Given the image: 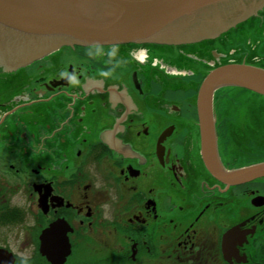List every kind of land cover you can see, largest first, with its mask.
Masks as SVG:
<instances>
[{
  "label": "flooded vegetation",
  "instance_id": "1",
  "mask_svg": "<svg viewBox=\"0 0 264 264\" xmlns=\"http://www.w3.org/2000/svg\"><path fill=\"white\" fill-rule=\"evenodd\" d=\"M241 23L193 43H61L33 58L28 38L0 32V249L14 264H51L46 243L68 248L65 262L264 264V177L212 174L202 130L210 160L236 169L264 161V115L232 86L197 105L211 69L234 54L253 65L264 34L249 51L228 37L247 44L264 8L243 35Z\"/></svg>",
  "mask_w": 264,
  "mask_h": 264
},
{
  "label": "water",
  "instance_id": "2",
  "mask_svg": "<svg viewBox=\"0 0 264 264\" xmlns=\"http://www.w3.org/2000/svg\"><path fill=\"white\" fill-rule=\"evenodd\" d=\"M263 5L264 0H0V32L28 38L35 49L30 58L61 43L178 45L215 37L255 15ZM227 86L264 96V68L244 63L214 67L198 87L199 110L217 89ZM202 130L204 158L212 174L229 184L264 177V161L231 170L215 165L207 153L204 122ZM58 246L40 247L51 264H63L69 254L68 248ZM0 264H14L4 249H0Z\"/></svg>",
  "mask_w": 264,
  "mask_h": 264
},
{
  "label": "rangeland",
  "instance_id": "3",
  "mask_svg": "<svg viewBox=\"0 0 264 264\" xmlns=\"http://www.w3.org/2000/svg\"><path fill=\"white\" fill-rule=\"evenodd\" d=\"M263 8H264V5L262 6V7H260L258 10H256V14L255 15H252V16H250V17H248V18H246L244 21H242V23L243 22H246L247 20H249V18L251 19V17H256V16H258L259 15V13L260 12H262L263 11ZM232 28H235V25L232 27ZM240 28H241V26H240ZM230 29V28H229ZM229 29L228 30H226V31H223V32H221V33H219V35H226V32H228L229 31ZM244 32H246L245 31V29H242L241 28V30H240V33L243 35L244 34ZM251 34H253L255 37H257L258 36V38H260L263 34H264V26H262V29H252L248 34H247V38H248V42H247V44H245V42H241V39H239V40H237V37L235 36L236 34H227V35H230L228 38L229 39H231V42L229 43V46H231L232 44V46L231 47H233V48H238V46H240V47H243V49H240V51H245V50H250V48L251 47H253V48H255V46L254 45H256V43L257 42H255V40H254V42H253V40H251V38H250V35ZM218 35V36H219ZM250 38V39H249ZM251 40V41H250ZM174 45V44H173ZM179 45V44H178ZM229 50V49H228ZM255 50H253L252 52H254ZM38 55V54H37ZM36 55V56H37ZM253 55H255V56H253V57H251L252 59H251V61H253V62H250V63H252L253 65L252 66H256V67H260V68H264V42L262 41V43L260 44V46L258 45H256V52H254L253 53ZM35 57V56H34ZM242 54H239V56L238 55H236V54H234L233 56H231L230 58H232V61H235V60H242ZM33 58V57H32ZM245 64V63H244ZM257 99V101H259V100H261V101H263L264 102V97H259V96H256V95H254V99ZM256 110V109H255ZM256 111H258V110H256ZM262 111V110H261ZM259 113H262L263 115H264V112L262 111V112H260V111H258ZM259 162H261V161H259ZM256 163H258V162H256ZM249 165H251V164H249ZM247 166V165H246ZM242 167V166H241ZM238 168H240V167H238ZM257 179V178H256ZM86 258H87V256L82 252V251H79L77 254H73V258H70V259H68L64 264H87V262L85 261L86 260Z\"/></svg>",
  "mask_w": 264,
  "mask_h": 264
},
{
  "label": "trees",
  "instance_id": "4",
  "mask_svg": "<svg viewBox=\"0 0 264 264\" xmlns=\"http://www.w3.org/2000/svg\"><path fill=\"white\" fill-rule=\"evenodd\" d=\"M252 18V17H251ZM250 19V18H249ZM244 23V22H243ZM243 23H241V24H239L240 26H242V24ZM233 45V44H232ZM231 45V46H232ZM231 46H229L228 48L229 49H232V47ZM234 62H236V63H239V62H242V61H240V60H235ZM226 64V63H225ZM232 87H235V86H232ZM236 88H239V89H244V90H246V91H250V90H247V89H245V88H241V87H236ZM250 92H252V91H250ZM254 95H256V96H259V97H264V96H262V95H259V94H257V93H254V92H252ZM254 108L256 109V110H258V111H260V112H264V102L263 101H261V100H259V101H257V99L255 98L254 99ZM262 110V111H261Z\"/></svg>",
  "mask_w": 264,
  "mask_h": 264
},
{
  "label": "clouds",
  "instance_id": "5",
  "mask_svg": "<svg viewBox=\"0 0 264 264\" xmlns=\"http://www.w3.org/2000/svg\"><path fill=\"white\" fill-rule=\"evenodd\" d=\"M97 49H98V48H97ZM89 55H91V52H89ZM109 71H111V69H110Z\"/></svg>",
  "mask_w": 264,
  "mask_h": 264
},
{
  "label": "bare ground",
  "instance_id": "6",
  "mask_svg": "<svg viewBox=\"0 0 264 264\" xmlns=\"http://www.w3.org/2000/svg\"><path fill=\"white\" fill-rule=\"evenodd\" d=\"M211 162V161H210Z\"/></svg>",
  "mask_w": 264,
  "mask_h": 264
}]
</instances>
